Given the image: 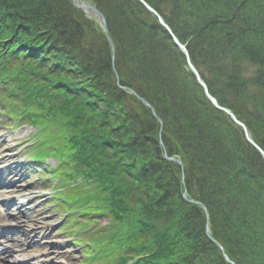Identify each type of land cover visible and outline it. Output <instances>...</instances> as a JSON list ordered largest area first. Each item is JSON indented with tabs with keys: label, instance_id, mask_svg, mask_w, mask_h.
I'll list each match as a JSON object with an SVG mask.
<instances>
[{
	"label": "trees",
	"instance_id": "obj_1",
	"mask_svg": "<svg viewBox=\"0 0 264 264\" xmlns=\"http://www.w3.org/2000/svg\"><path fill=\"white\" fill-rule=\"evenodd\" d=\"M85 1L105 17L113 60L71 0H0V83L4 110L58 158L63 204L108 217L90 232L97 264H231L218 245L234 264H264L261 154L139 0ZM144 1L264 150V0ZM78 178L87 185L68 187Z\"/></svg>",
	"mask_w": 264,
	"mask_h": 264
},
{
	"label": "rangeland",
	"instance_id": "obj_2",
	"mask_svg": "<svg viewBox=\"0 0 264 264\" xmlns=\"http://www.w3.org/2000/svg\"><path fill=\"white\" fill-rule=\"evenodd\" d=\"M31 133V127L27 126L6 129V131L0 133V167L9 163V161H2V156L5 155L11 156L15 161L23 165L22 172H24V179L21 180L23 181V185L18 186L20 191L11 197L20 198L22 195H36L35 198H32L28 202V205L34 207V210L37 209L39 212L44 211L42 214L46 216L45 219H49L50 223H44V220L39 222L31 221L28 218L21 217L16 207L12 206L11 203L7 205L4 200L6 198L0 196L1 204H5L1 210L4 214L7 211V215H5L6 220L3 223L7 226L6 228H8L9 237L11 238L5 244L14 248L16 252L15 256L17 257L30 255V260H28L27 264H84L85 257L81 249L75 245L73 239L68 236V232L64 230L62 233V229L60 230L61 232L58 231L63 210L53 208L50 203V199H52L50 190L52 189L53 182L50 180L46 182V177H41V171L36 166L39 164L31 163L28 148L22 146V143H24ZM6 139L10 140L11 144L1 143V141H6ZM9 145H11V148L8 147ZM48 162H50L49 166L54 164L52 159H49ZM41 167L43 166L41 165ZM13 175L9 176V178L17 180L15 175ZM47 185L50 187H46ZM42 186L44 188H40ZM11 197L8 198L14 199ZM58 211H61V213ZM100 221L106 224L109 222V219L107 217ZM81 234L82 232L79 231L77 238ZM96 260L90 259L92 262ZM1 264L4 263L2 262ZM21 264H26V261L22 260Z\"/></svg>",
	"mask_w": 264,
	"mask_h": 264
},
{
	"label": "bare ground",
	"instance_id": "obj_3",
	"mask_svg": "<svg viewBox=\"0 0 264 264\" xmlns=\"http://www.w3.org/2000/svg\"><path fill=\"white\" fill-rule=\"evenodd\" d=\"M92 11H93L92 15L94 14L97 22L101 23V18H103V20L106 24L105 17L96 7H93L91 12ZM156 13L159 14L157 11H156ZM111 45H112V43L110 41V46ZM112 49L114 50V48H112ZM7 140L8 139H6V141H2V143L11 144L10 140H8V141ZM8 147L11 148V145H9ZM2 161H7V162L9 161V163H6L4 166H2V169H0V184L1 183L7 184V183L11 182L12 180H15L14 178L9 179V176H11L13 174L15 175V177L17 179L14 182L18 183V184H15L13 186H10L11 189L3 190V195L6 198V201L13 203V206L16 207V209L18 210V214H20L21 217L28 218L31 221H36V222L44 220V223L49 224L50 223L49 219H45L46 216L44 214H42V213H44V211L41 210L42 212H39L37 209L34 210V207H30L27 204L28 202L31 201L32 198H35L36 195H34V194L22 195L20 198L14 200V202H11L8 199L9 195L15 194V193L20 191L19 188H13L14 186L23 185V181H21L22 179H24V172H22L23 165L18 163L17 161H15L14 158H12L11 156H8V155L2 156ZM8 179L10 181H8ZM13 192H15V193H13ZM204 212H205V214H207V212L205 210H204ZM39 213H40V215H38ZM16 223H19V222H16ZM3 225L4 224L0 222V227H2ZM206 226H207L206 232L209 233L208 224H206ZM219 248L222 251L223 248L222 247H219ZM0 252H2L5 257H8V258H4V259L8 260L4 264H21L22 260H25L26 264H27L28 260H30V255H28L26 257L20 256L21 258L20 257H14L13 255L16 252H15L14 248L11 246L10 247H8V246L0 247ZM222 255L225 256L226 254L224 253Z\"/></svg>",
	"mask_w": 264,
	"mask_h": 264
},
{
	"label": "water",
	"instance_id": "obj_4",
	"mask_svg": "<svg viewBox=\"0 0 264 264\" xmlns=\"http://www.w3.org/2000/svg\"><path fill=\"white\" fill-rule=\"evenodd\" d=\"M73 2H74V4L78 7V8H80V9H83V10H87V9H93V6H91V5H89V4H84V3H81V4H77V3H75V0H72ZM144 3V2H143ZM144 5L150 10V11H152L153 13H155L156 14V16H157V18H158V20H159V22L167 29V31H169V33H170V35L172 36V38H173V41L175 42V44L183 51V53L186 55V57H187V60H188V64H189V66H190V68L193 70V72L195 73V75H196V77H197V79H198V81H199V83L202 85V87H203V89H204V91H205V94L207 95V97L210 99V101L216 106V107H218V108H220V109H222V110H224L226 113H228L229 115H230V117L236 122V123H238V124H240L242 127H243V129H244V131H245V134H246V137H247V139H248V141L261 153V155H262V157L264 158V151L256 144V143H254V141L248 136V134H247V130H246V128H245V126L243 125V123H241L235 116H234V114L233 113H231L229 110H227V109H225V108H223V107H221L218 103H217V101H216V99L212 96V95H210L209 94V92H208V89H207V86H206V84L203 82V80L200 78V76H199V74L197 73V71H196V69L193 67V65L190 63V61H189V59H188V53H187V51H186V48H185V46L184 45H182L179 41H178V39L172 34V32L170 31V29H169V27L165 24V22L163 21V19L161 18V16H159L150 6H148L146 3H144ZM93 12V11H92ZM101 26H102V28H103V31L105 32V34L107 35V28H106V24H105V22H104V20H103V18H101ZM146 105L148 106V107H150V105L148 104V103H146ZM170 159L172 160V161H174V162H177L178 164H180L181 165V161L178 159V158H176V157H170ZM185 197V196H184ZM227 260H229L228 258H227V256L225 255L224 256Z\"/></svg>",
	"mask_w": 264,
	"mask_h": 264
}]
</instances>
